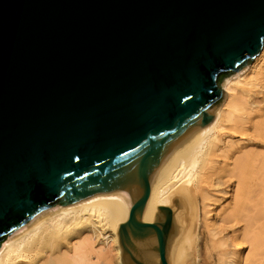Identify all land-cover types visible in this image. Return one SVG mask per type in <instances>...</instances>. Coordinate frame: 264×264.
I'll return each mask as SVG.
<instances>
[{
    "label": "water",
    "instance_id": "1",
    "mask_svg": "<svg viewBox=\"0 0 264 264\" xmlns=\"http://www.w3.org/2000/svg\"><path fill=\"white\" fill-rule=\"evenodd\" d=\"M264 48V0H0V247L54 210L122 190L124 264L173 151L208 126L222 81ZM133 235V236H132Z\"/></svg>",
    "mask_w": 264,
    "mask_h": 264
},
{
    "label": "bare ground",
    "instance_id": "2",
    "mask_svg": "<svg viewBox=\"0 0 264 264\" xmlns=\"http://www.w3.org/2000/svg\"><path fill=\"white\" fill-rule=\"evenodd\" d=\"M248 66L225 77L216 114L173 151L152 191L150 221L174 212L169 264H264V48ZM135 211L122 190L58 208L0 247V264H124L119 231ZM133 237L159 264L156 233Z\"/></svg>",
    "mask_w": 264,
    "mask_h": 264
},
{
    "label": "rangeland",
    "instance_id": "3",
    "mask_svg": "<svg viewBox=\"0 0 264 264\" xmlns=\"http://www.w3.org/2000/svg\"><path fill=\"white\" fill-rule=\"evenodd\" d=\"M254 61H255V60H254ZM254 61L252 62V64L254 63ZM252 64H250V67H251ZM248 67H249V66H248ZM245 69H246V68H245ZM238 73H239V72H238ZM238 73H237V74H238ZM237 74H236V75H237ZM228 78H229V77H228ZM230 78H232V77H230ZM225 80L227 81V78H226ZM222 85H223V84H222ZM222 89H223V86H222ZM118 241H119V237H118ZM119 246H120V243H119ZM120 248H121V246H120ZM121 250H122V249H121ZM157 257H158V254H157ZM159 264H160V261H159Z\"/></svg>",
    "mask_w": 264,
    "mask_h": 264
}]
</instances>
